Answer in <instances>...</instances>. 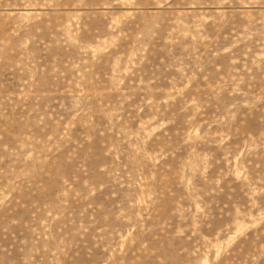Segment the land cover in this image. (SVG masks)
Here are the masks:
<instances>
[{"label":"rangeland","instance_id":"obj_1","mask_svg":"<svg viewBox=\"0 0 264 264\" xmlns=\"http://www.w3.org/2000/svg\"><path fill=\"white\" fill-rule=\"evenodd\" d=\"M0 264H264V0H0Z\"/></svg>","mask_w":264,"mask_h":264}]
</instances>
